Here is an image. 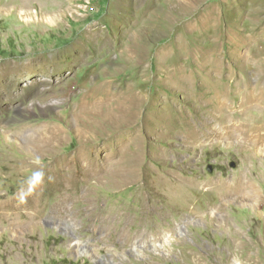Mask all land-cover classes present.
<instances>
[{"label":"rangeland","instance_id":"374dc122","mask_svg":"<svg viewBox=\"0 0 264 264\" xmlns=\"http://www.w3.org/2000/svg\"><path fill=\"white\" fill-rule=\"evenodd\" d=\"M110 81L115 118L86 131L74 105ZM214 89L232 122L213 120ZM255 98L264 0H0V264H264Z\"/></svg>","mask_w":264,"mask_h":264},{"label":"bare ground","instance_id":"6f19581e","mask_svg":"<svg viewBox=\"0 0 264 264\" xmlns=\"http://www.w3.org/2000/svg\"><path fill=\"white\" fill-rule=\"evenodd\" d=\"M176 7H179V6H176ZM180 8H181V6H180ZM172 10H174V9H172ZM218 70H219V68H218ZM218 70L216 68V70H214L215 72L214 71L213 72L215 74H217ZM240 85L242 86V84H240ZM207 87H208V85H207ZM214 90L215 91L213 93H211L212 96L209 95L210 97H212V105L213 106L212 105L211 106L213 107V109H212L213 120L219 121L220 123H230V122H232L233 121V119H232L233 116H236V113H237L234 110V105H233L234 103L233 102L230 103L228 101V99H227L228 96L226 97V94L222 90H217V89H214ZM248 90H249L248 88H244L243 90L239 91V94H241V95H243L245 97L244 101L242 102V107L247 103L246 100H247V97L249 96ZM207 93H208V91H207ZM207 93H205V92L201 93L200 92V94H202V95H200V94L199 95L202 97V96H205ZM235 96H237V95H235ZM197 97H198V95H197ZM233 98H234V96H233ZM132 100L133 99H131V101L129 100V102L132 103ZM120 101H121V94H120L119 90H115L114 82H112V81L108 82L104 88L103 87H95V88H93L91 90H88L84 95H82L81 100L78 101L77 103H75L74 108H73V111H74L73 113H74L75 120H76L77 123H83V126L86 127V131H88V129L90 128V125H92L90 123H98L99 124L102 121H108V120L110 121V120H112V118H115V116L112 114V110H116L117 109L116 106H117L118 103H120ZM255 101L264 103V100H261V99L259 100L257 98H255ZM205 102H206V100H205ZM122 108L123 107H121V109ZM122 113H126L125 110H123ZM237 130H239V129H237ZM62 132L63 131H61V129L53 126L52 132H51L52 140H51V144H50L51 145L50 147H51L52 150H55L56 144H58L64 138V136L62 135ZM245 132H246V130H245ZM128 138L130 140H133V137L131 135ZM132 146H135L134 142L132 143ZM132 146H130V147H132ZM124 148H125V146H124ZM136 153H138V152H136ZM136 153H133V155H132L131 153H129L127 150H124V149L120 150L118 152V154L113 159L114 162H112L113 166L115 168L114 169V173H113V176L115 178H118V180H120L121 182H127V181L135 179L137 177L136 174H137V167L139 166V158H138L139 156ZM67 159L68 158H59V159H55L54 160V170H57V175L59 176V181L62 182V183H67V181L70 180L69 179L70 177L66 178L65 175H63V173H64L63 172V168H64V165L68 162ZM82 160H85V157H83ZM45 175H44V177H45ZM37 183L39 184V181ZM38 184H35V185L37 186ZM172 187H174V186H172ZM183 189H185V188H183ZM172 192H175V191L173 190ZM176 192H177V190H176Z\"/></svg>","mask_w":264,"mask_h":264}]
</instances>
